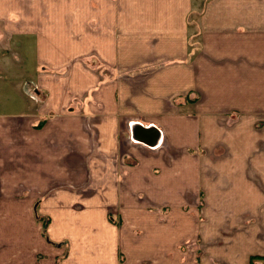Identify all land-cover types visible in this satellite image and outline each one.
I'll use <instances>...</instances> for the list:
<instances>
[{"label":"crops","instance_id":"1","mask_svg":"<svg viewBox=\"0 0 264 264\" xmlns=\"http://www.w3.org/2000/svg\"><path fill=\"white\" fill-rule=\"evenodd\" d=\"M173 1L151 36L106 0H19L1 24L0 264H264V0Z\"/></svg>","mask_w":264,"mask_h":264},{"label":"rangeland","instance_id":"2","mask_svg":"<svg viewBox=\"0 0 264 264\" xmlns=\"http://www.w3.org/2000/svg\"><path fill=\"white\" fill-rule=\"evenodd\" d=\"M39 1V0H38ZM89 3H91V0H88ZM154 1V11H150V14L149 16L150 17H146L144 15V8H149V5L147 3H149L148 1H144V0H106L107 3L109 4H115V6L117 7V4L119 3V13L121 14V16L125 17L126 20L123 21L121 19V17L119 16V29L121 30H124L126 29V22H127V15H132L134 14V16H132V18L135 20V23H136V29L139 30V31H144V32H150V34H145L147 36H151V35H154V33H152L153 31H155L156 29H158V24L156 21L153 20V18H151L152 16H154V14H159V15H162L164 12L166 11H170V14L168 17H170V15H172L175 11H179V10H182L181 7L179 6L178 4V8L176 6V2L173 1V0H153ZM196 1V3L199 2V0H190V3L192 5V2L194 3ZM25 2H29V1H25ZM146 2V4H145ZM94 3L96 4V0H94ZM19 4V0H0V26L1 24L8 19L9 21H12V23H15L16 22V5ZM39 4V3H38ZM42 8V7H41ZM140 8V10H138ZM162 9H165V11H163V13H160V11ZM117 10V9H116ZM41 12H44L41 10ZM9 13L13 14V15H10ZM45 13V12H44ZM165 19V17H164ZM187 20H189V26L186 27V29H188V32L192 30V27H191V24L190 22L193 21V26L194 24H196L197 20L195 18L194 15H192V13H189V16L187 17ZM111 22H112V19H111ZM104 27H105V35L104 37L105 38H108L109 41H111V35H107L108 33V30H109V27L107 26V22L104 21ZM133 26L130 25V28H132ZM96 28V26H95ZM5 33V35L8 37V39L10 38L11 41H9L7 44L4 43V41L2 40V37L1 35H3ZM168 33V32H166ZM15 37L10 33V32H7L5 31V28H4V31L3 32H0V40L2 41V44L0 46V53H4L6 57H10L9 54H16L19 52V50L17 48H14V44L12 45V40H14ZM165 40H168V39H165ZM164 40V41H165ZM193 44H196L197 46L200 45L199 42L197 41H192ZM96 45V44H95ZM121 45V44H120ZM124 45V43H123ZM1 47H6L4 50L1 49ZM124 48V46H123ZM110 50L111 49V46H110ZM103 51L106 53V52H109L105 46H103ZM108 57V56H107ZM104 60L100 59V58H97V59H85L84 62L82 63V66L86 67L89 69V71L91 73H93L96 77L97 75V78L99 79V77H101L100 75H98V73L101 71V70H105V72L103 73L104 75H111L109 73V71H111V67H113L112 65H108L110 67H108L105 63ZM107 70V71H106ZM109 70V71H108ZM72 71V74H71V82H72V85H74V88L80 84V78H81V74L79 73V69H77L76 67L72 68L71 69ZM103 78H105V80L107 79L106 76H104ZM94 80V79H93ZM95 83H96V80H95ZM91 93V92H90ZM95 94L92 96L94 97ZM96 97V96H95ZM76 99V97H75ZM134 124H137V125H140V126H144L145 124H141L140 122L137 121V123H131L130 121H128L127 118H125L123 124L121 123V130H123V133H124V137L125 138H128L127 140L133 142L134 139L133 137L131 136V130H132V126ZM149 125L146 124L144 127H148ZM151 126V125H150ZM195 139H192L190 141L194 142ZM161 141V138L158 142ZM160 144V143H159ZM158 145H155L153 147H151L152 149L156 150L158 149ZM166 146V144L163 145V147ZM193 150L190 151V154L191 156H196L195 153H192ZM177 155H179V152L176 153V154H173V157L172 159H174ZM171 159V160H172ZM200 174V172L198 173V175ZM206 179V177H205ZM201 201L202 199H204V196H203V193L201 192H197L196 195H195V201ZM199 203V202H198ZM187 207H185L184 209H186ZM43 227H45L44 225V222H43ZM235 229V223L231 222V221H227L226 222V225L224 226L223 230L221 232H224V233H229L231 230ZM224 237V244H228L227 240L230 236H225V235H218L217 236V240L219 241L220 239V242H223L222 238ZM230 245V244H229ZM218 246V245H217ZM225 247V245H221L220 246V252H223V248Z\"/></svg>","mask_w":264,"mask_h":264},{"label":"water","instance_id":"3","mask_svg":"<svg viewBox=\"0 0 264 264\" xmlns=\"http://www.w3.org/2000/svg\"><path fill=\"white\" fill-rule=\"evenodd\" d=\"M142 132L147 133L146 134L147 136L145 139L141 138L140 136H137V134H140ZM157 135H158V131L156 128H154V127L146 128V127H142L140 125H137L136 128L133 129L132 133H131V136L133 137L134 140H140V141L144 142L145 145H148V146H154L155 145Z\"/></svg>","mask_w":264,"mask_h":264},{"label":"bare ground","instance_id":"4","mask_svg":"<svg viewBox=\"0 0 264 264\" xmlns=\"http://www.w3.org/2000/svg\"><path fill=\"white\" fill-rule=\"evenodd\" d=\"M136 126H137V124H134L133 126H132V130L133 129H135L136 128ZM132 130H131V133H132ZM158 131V130H157ZM143 133V134H142ZM142 133H140V134H137V136H140L141 138H146V134L147 133H144V132H142ZM151 136V135H150ZM159 138H160V133H159V131H158V135H157V139H156V143H155V145H157L159 142ZM162 142H163V139L161 140ZM135 144H137V145H144L145 143L144 142H142V141H140V140H135ZM154 145V146H155ZM160 145H161V142H160ZM148 146V145H147Z\"/></svg>","mask_w":264,"mask_h":264},{"label":"trees","instance_id":"5","mask_svg":"<svg viewBox=\"0 0 264 264\" xmlns=\"http://www.w3.org/2000/svg\"><path fill=\"white\" fill-rule=\"evenodd\" d=\"M44 230H45V229H43V234H45V233H44Z\"/></svg>","mask_w":264,"mask_h":264}]
</instances>
